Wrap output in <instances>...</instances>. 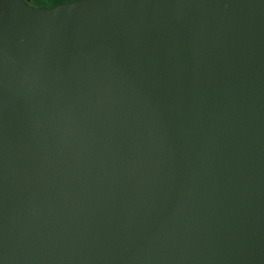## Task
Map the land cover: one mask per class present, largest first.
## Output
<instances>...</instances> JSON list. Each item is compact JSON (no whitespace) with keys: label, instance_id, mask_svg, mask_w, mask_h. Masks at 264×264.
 <instances>
[{"label":"water","instance_id":"95a60500","mask_svg":"<svg viewBox=\"0 0 264 264\" xmlns=\"http://www.w3.org/2000/svg\"><path fill=\"white\" fill-rule=\"evenodd\" d=\"M0 264H264V0H0Z\"/></svg>","mask_w":264,"mask_h":264},{"label":"trees","instance_id":"16d2710c","mask_svg":"<svg viewBox=\"0 0 264 264\" xmlns=\"http://www.w3.org/2000/svg\"><path fill=\"white\" fill-rule=\"evenodd\" d=\"M28 4L35 7H52L61 3L71 2L75 0H25Z\"/></svg>","mask_w":264,"mask_h":264}]
</instances>
